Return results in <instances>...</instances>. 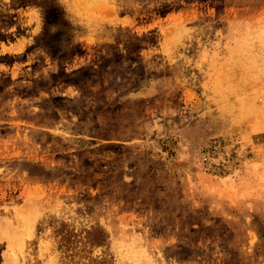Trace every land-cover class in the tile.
Here are the masks:
<instances>
[{
  "label": "rangeland",
  "instance_id": "obj_1",
  "mask_svg": "<svg viewBox=\"0 0 264 264\" xmlns=\"http://www.w3.org/2000/svg\"><path fill=\"white\" fill-rule=\"evenodd\" d=\"M0 264H264V0H0Z\"/></svg>",
  "mask_w": 264,
  "mask_h": 264
}]
</instances>
